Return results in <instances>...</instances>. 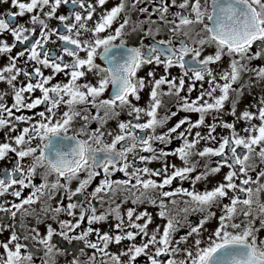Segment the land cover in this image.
Segmentation results:
<instances>
[{"label":"snow or ice","instance_id":"1","mask_svg":"<svg viewBox=\"0 0 264 264\" xmlns=\"http://www.w3.org/2000/svg\"><path fill=\"white\" fill-rule=\"evenodd\" d=\"M107 3L0 0L17 9L0 13V58H7L0 66V83L7 85L0 90V131L8 130L0 161L15 157L10 168L0 169V236L9 233L0 240V264H56L57 256L64 264H137L142 257L143 264H264L258 236L264 230V65L252 63L264 59V0H119L110 9ZM62 6L67 11L58 15ZM162 32L167 39H157ZM133 33L151 43L129 46ZM207 48L214 52L205 55ZM225 57L227 68L212 67ZM148 65L162 66L163 74L139 77ZM61 74L66 82L53 83ZM257 87L255 103L238 115L245 93ZM145 88L149 98L141 107ZM124 112L130 119L118 121L115 132L102 130ZM180 112L198 118L186 115L169 127ZM92 122L99 127L89 130ZM174 141L179 145L172 148ZM154 162L161 166L150 168ZM225 168L209 189V177ZM117 173L123 178H114ZM198 183L205 188L198 190ZM129 203L133 207L122 211ZM144 204L165 223L150 231L153 214L136 207ZM213 208L221 213L218 226L205 239L201 233L216 217ZM197 214L198 223L190 224L188 217ZM110 219L109 231L92 226ZM182 228L187 232L177 237ZM54 237L82 246L61 248ZM125 241L118 252L110 250Z\"/></svg>","mask_w":264,"mask_h":264},{"label":"flooded vegetation","instance_id":"2","mask_svg":"<svg viewBox=\"0 0 264 264\" xmlns=\"http://www.w3.org/2000/svg\"><path fill=\"white\" fill-rule=\"evenodd\" d=\"M119 0H108V3L105 5L106 8H111L112 6H114L116 3H118ZM143 6V5H141ZM151 11V8L149 9ZM7 11H17V9L15 8H11L10 7V4H0V13H6ZM67 11V9L62 6L59 11H58V15L59 14H63ZM173 11H175V9H173ZM132 15V18L133 20H136L137 19V13L135 12H132L131 13ZM28 19V16L26 15L25 17L23 18H20V17H17V23H21L23 21H26ZM140 20H143L144 19V16H140L139 17ZM153 19H155V17H153ZM53 26H55L58 22L54 19L50 22ZM118 26V22L117 23H114L113 24V30L114 28ZM147 27V25H146ZM106 34V33H105ZM7 41L9 43L12 42V37L10 35H8L7 37ZM167 39V35L162 32L160 36L157 37V39ZM128 45L129 46H136L138 44V42L140 40H144V43H151V40L150 39H145L143 34L142 33H133L131 34L130 36H128ZM118 43V41H117ZM49 47H55V45H49ZM20 50V48L18 47L17 49H15L12 53V55H15L16 52H18ZM258 50V47L257 45H254L253 46V49L252 51L255 52ZM212 52H214V48H207L205 50V55H208V54H211ZM81 56H84V53H81ZM7 62V58L6 57H3V58H0V66H3L4 64H6ZM97 63H100V64H103L102 61H100L99 59H97L96 61ZM228 63H229V59L228 57H225L223 62L219 65V66H216V65H213L212 67L216 68L217 71H219L221 68H227L228 66ZM254 65H264V59L262 60H255L252 62ZM149 71H153L155 73V76L156 78H159L162 74H163V67L160 66V67H157L155 65H148V66H144L139 72H138V76L139 77H145L147 79V73ZM170 72L172 75H179V72L180 70L178 68H172L170 69ZM45 74L48 75L50 74V70H45ZM20 79H23V77H21ZM88 80H91L93 83H95V78L90 74L88 77H87ZM57 81H65L66 82V78L61 74L59 76H57L56 80L53 81V83H56ZM83 82V81H82ZM207 86V85H205ZM166 87V86H165ZM262 87H264V85H262ZM7 88V85L4 84V83H0V90H5ZM149 91L150 89L149 88H145L144 91L141 93V100L138 102V105L143 107L146 105L147 101H148V98H149ZM111 92V87H109L108 90H106V92L104 93V97L103 98H108L109 94ZM260 92V88L257 87V88H252L251 89V94H248V93H245V95L243 96L241 102L239 103V106H238V110H237V114L239 115V113L244 110L248 105L250 104H253L255 103V100H254V97L256 95H258ZM40 93L37 91L36 93H34V97L35 96H39ZM197 95L196 92H193L192 93V96L193 98ZM11 99L8 100V103H11ZM227 108V106H226ZM42 110V107L40 108H37L36 110H33V111H40ZM64 110H66L64 107H61L59 112L62 113ZM175 110V109H173ZM93 113H95V109L92 110ZM20 114V113H18ZM25 114L27 115H31L32 113L31 112H27L25 111ZM102 114V113H101ZM163 114V113H161ZM186 115H190L192 120L195 121L197 118H198V115L197 114H189V113H184V112H180L176 117H174L170 122H169V127L174 125L179 119H181L182 117L186 116ZM130 119V117L127 116V113L124 112L122 113L117 119H113V120H109L108 123L104 126V128L102 130H104L105 132L107 131H113L115 132L116 128H117V123L118 121H123V120H128ZM224 119L227 120V121H231L233 119V117H231L230 115H224ZM208 122L211 123V118L209 117L208 119ZM80 123L79 121H77L75 124H74V127L75 128H78L80 126ZM258 123V122H257ZM23 126H26V125H23L21 124L20 127H23ZM96 127H99V124L96 123V122H92L90 125H89V130H92V129H95ZM243 125L242 124H237V128H242ZM201 131H206V129H200ZM8 130L7 129H4L3 131H0V142H2L4 140V134L7 132ZM217 132L220 133V134H226L227 130H224V129H217ZM16 133H12V135H15ZM69 134H72L71 131L69 132ZM105 141L106 142H111V137L105 135ZM179 145V141H174L173 144L170 146L172 148L176 147ZM145 155H147V153H145ZM129 159L131 160L132 157L130 156ZM15 160V157H14V154H9L8 158H6L5 161H0V169H3V168H10L11 167V163L10 161H14ZM168 160L172 163H175L177 164L178 166L180 165V161L177 160L175 157H168ZM25 163H30V158L26 159ZM150 168H159L161 165L160 163H152L150 165H148ZM228 171L227 168L223 169L222 172L219 174V175H216L214 177H209L208 181L206 182L207 183V187L209 189H211L213 186H215V184L219 181L222 180V177L224 175V173H226ZM114 178H123L122 177V174L120 173H117L116 176ZM99 180H100V177H97L91 187L88 189V191L90 192L92 190V188H94L98 183H99ZM37 182H39V179H37ZM178 184V182H174L173 184V187H176ZM78 186V183L77 182H73L72 185H71V188L74 190L76 187ZM183 186L188 188L190 187L189 183L187 181L183 182ZM196 188L198 190H203L205 188V183H198L196 185ZM30 190L26 189L24 191V195L26 196L28 194ZM60 199V196H57L56 197V200H59ZM75 199L79 200L80 197H76ZM56 200H53L51 203L53 205H55L56 203ZM262 200H264V196H262ZM65 204L68 203L67 200L64 201ZM225 203H228L227 200L224 201ZM38 207V206H37ZM128 207H133V205L131 203L129 204H126L123 206L122 208V211ZM137 207V211H143L145 208H147V210L149 212H151L153 214V218H154V222L152 225L149 226V230L151 231L153 228H155V226L157 224H163L165 223V221H162L160 220L158 217H156V212H157V209L151 207L150 205H147V204H144V205H139V206H136ZM102 210V209H101ZM212 211H215L216 212V217L212 218L209 220V222L207 224H205L204 226V230L202 231L201 235L203 238H207V235L209 232L213 231L217 226H218V216L221 214L220 213V210L217 209V208H213ZM2 215V214H0ZM200 215L197 214V215H191L188 217V222L192 225H195L198 223L199 219H200ZM60 219H69V217L67 216H60ZM9 221L7 218H4L3 219V223L4 224H7ZM35 221L32 220V219H29L28 220V224L29 225H32L34 224ZM46 223H51L53 228H56L57 225L51 221V220H47ZM110 223H114V221H112L111 219L109 220V223H100V224H94L92 225L94 228H99L101 230V232H104V231H109V224ZM87 225V221H85V223L82 225V228L85 227ZM39 230L40 232L43 234L46 230L45 228V224H40L39 225ZM79 231V230H78ZM187 232V228H182L180 230V232L177 234V237L180 236V235H184L185 233ZM9 233L8 232H4L3 236H0V240H4L8 237ZM259 238L260 239H264V230H262L259 234H258ZM54 241L58 242L59 243V246L61 248H69V247H72V248H76V247H79V246H82V245H77V244H73L72 246H69L66 242H60L59 241V238L58 237H54ZM194 242V237L192 238H189L188 240V244H192ZM127 241L123 242L122 245H120L119 247L117 246H112L111 247V251L112 252H118L120 250V248H123L127 245ZM137 244L140 243V240L139 238H137V241H136ZM187 246V245H185ZM0 251H2V249H0ZM71 257H69L70 259ZM143 260L144 258H140L138 261H137V264H143ZM37 264H40L39 260H37ZM56 264H64V257L63 256H57L56 257Z\"/></svg>","mask_w":264,"mask_h":264}]
</instances>
